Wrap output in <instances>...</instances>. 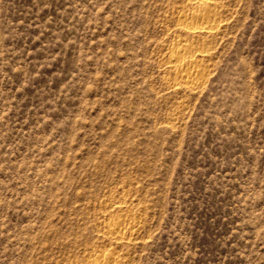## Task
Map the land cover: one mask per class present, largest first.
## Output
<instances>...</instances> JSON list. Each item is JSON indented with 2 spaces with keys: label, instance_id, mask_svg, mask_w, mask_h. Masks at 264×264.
Here are the masks:
<instances>
[{
  "label": "rangeland",
  "instance_id": "374dc122",
  "mask_svg": "<svg viewBox=\"0 0 264 264\" xmlns=\"http://www.w3.org/2000/svg\"><path fill=\"white\" fill-rule=\"evenodd\" d=\"M197 2L0 0V264H264V0Z\"/></svg>",
  "mask_w": 264,
  "mask_h": 264
},
{
  "label": "bare ground",
  "instance_id": "6f19581e",
  "mask_svg": "<svg viewBox=\"0 0 264 264\" xmlns=\"http://www.w3.org/2000/svg\"><path fill=\"white\" fill-rule=\"evenodd\" d=\"M199 3L198 4H203L204 3V6L206 7H209L208 4L209 3H205L204 0H198ZM198 6V5H197ZM191 16V15H190ZM206 15L205 14H198V12L196 14H193L190 18H192V21L194 20L195 22L198 21L199 23H201V27H193V28H190L189 32L194 36V35H197V34H200V33H206V34H211L212 32V29H213V26L211 24H209L210 22L208 21L207 17H205ZM192 27V26H191ZM200 32V33H198ZM185 47V46H184ZM180 52V51H179ZM177 52V53H173V58L174 60L172 61L175 65L174 67H177V64H180L182 62V58L183 56H181V54ZM182 53V52H181ZM193 56V55H192ZM172 57V56H171ZM171 62V63H172ZM192 61L188 62V64H190ZM186 64V63H185ZM191 65V64H190ZM193 65V63H192ZM173 66V65H172ZM179 66V65H178ZM185 66V65H184ZM188 66V65H186ZM192 71V70H191ZM191 71H188V70H181L180 71V79H183L184 82L186 83H194L195 80H197V78L199 77L198 74L196 73V71L194 72H191ZM200 72V71H199ZM118 225V224H117ZM116 227V226H115ZM118 227V226H117ZM121 227V226H120ZM114 228V227H113ZM120 229V228H119ZM113 230V229H111ZM118 235V234H117ZM113 255V254H112ZM112 255L109 254V256L106 255V257H101L102 259H96V260H91L89 262V264H113L115 259L114 257H112Z\"/></svg>",
  "mask_w": 264,
  "mask_h": 264
}]
</instances>
